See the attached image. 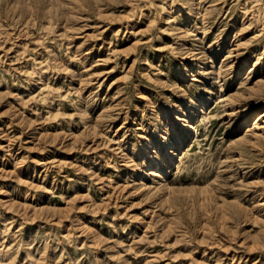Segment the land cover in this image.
I'll use <instances>...</instances> for the list:
<instances>
[{"label":"rangeland","instance_id":"1","mask_svg":"<svg viewBox=\"0 0 264 264\" xmlns=\"http://www.w3.org/2000/svg\"><path fill=\"white\" fill-rule=\"evenodd\" d=\"M263 125L264 0H0V264H264Z\"/></svg>","mask_w":264,"mask_h":264},{"label":"bare ground","instance_id":"2","mask_svg":"<svg viewBox=\"0 0 264 264\" xmlns=\"http://www.w3.org/2000/svg\"><path fill=\"white\" fill-rule=\"evenodd\" d=\"M214 58H215V56L213 54H210L209 56L206 57V59H207L208 62H212V60ZM244 117H245V115H244ZM256 117H257V120H261L263 118V115H262V113H259V114L256 115ZM185 127L188 128L189 125H186ZM164 128H165V126H163V125L160 126V129L161 130H165ZM181 142H182V140H181ZM151 143H152V140L150 138H147L145 141L140 142V149L142 151H144V150L146 151V149L149 148V146L151 145ZM177 149H178V147H174L173 149H169L168 150V157H162V161H164L166 163H172L174 161V157L176 156ZM156 159L157 158L156 157H153V156H150L149 157L150 162L148 163L147 167H145V169H143V171H142L143 174H144V176H145V178L147 176L153 174L152 172H153V170L155 168L153 166H154V163H156ZM159 177L161 179L160 182H163V178H162L163 176H160L159 175ZM146 186H147V184L146 183H143V187H146Z\"/></svg>","mask_w":264,"mask_h":264}]
</instances>
